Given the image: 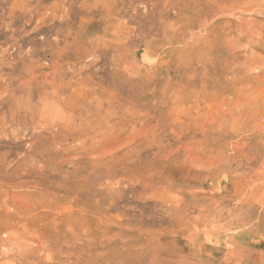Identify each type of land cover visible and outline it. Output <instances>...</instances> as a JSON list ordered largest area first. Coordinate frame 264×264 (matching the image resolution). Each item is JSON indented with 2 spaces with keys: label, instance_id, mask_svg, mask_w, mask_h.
<instances>
[{
  "label": "rangeland",
  "instance_id": "obj_1",
  "mask_svg": "<svg viewBox=\"0 0 264 264\" xmlns=\"http://www.w3.org/2000/svg\"><path fill=\"white\" fill-rule=\"evenodd\" d=\"M0 264H264V0H0Z\"/></svg>",
  "mask_w": 264,
  "mask_h": 264
}]
</instances>
